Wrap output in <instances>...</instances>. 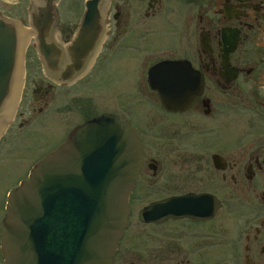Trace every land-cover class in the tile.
Masks as SVG:
<instances>
[{"label":"flooded vegetation","instance_id":"flooded-vegetation-1","mask_svg":"<svg viewBox=\"0 0 264 264\" xmlns=\"http://www.w3.org/2000/svg\"><path fill=\"white\" fill-rule=\"evenodd\" d=\"M83 16L72 26L60 23L59 45L75 41ZM103 28L78 61L75 82L59 83L54 75L43 87L35 84L34 119L54 106L41 123L53 139L66 131L54 148L105 113L137 129L145 158L114 264H264V0H110ZM160 35L165 38L156 43L168 49L148 44ZM129 48L139 53L135 92L120 100L105 81L108 67ZM163 61L189 65L203 83L178 112L163 109L149 86V70ZM70 63L65 55L61 67ZM105 98L113 111L101 110ZM72 116L77 124L60 128ZM20 121L17 135L28 123ZM11 143L0 148V264L8 194L30 169L21 171L20 158L1 157ZM170 198L182 199L141 216Z\"/></svg>","mask_w":264,"mask_h":264},{"label":"water","instance_id":"water-1","mask_svg":"<svg viewBox=\"0 0 264 264\" xmlns=\"http://www.w3.org/2000/svg\"><path fill=\"white\" fill-rule=\"evenodd\" d=\"M59 0H33L31 28L48 71L63 55L51 41ZM202 2L204 0H187ZM106 0H87L77 40L68 48L67 76L81 69L89 40L101 32ZM60 22L72 26L83 13L82 0H61ZM22 29L0 18V131L17 101L22 63ZM149 85L168 111L187 108L202 80L189 65L162 62L149 72ZM135 129L111 115L75 128L66 142L42 159L12 191L2 224L6 264H112L128 223V197L143 165ZM145 209L142 213H145Z\"/></svg>","mask_w":264,"mask_h":264},{"label":"rangeland","instance_id":"rangeland-1","mask_svg":"<svg viewBox=\"0 0 264 264\" xmlns=\"http://www.w3.org/2000/svg\"><path fill=\"white\" fill-rule=\"evenodd\" d=\"M31 5V0H0V15L17 20L24 27L30 29L29 14ZM164 38L165 36L163 35L157 36L153 38V40L148 44L152 47H155L156 49L161 48L160 50H162L164 47L168 49L169 47L164 43H156L157 41ZM28 47L29 49L26 57L27 78L26 87L24 90L25 94L23 96V100L19 107V112L15 121L9 126L7 134L3 136L0 143L1 148L6 140H12V143L4 150L5 152L1 155V157L5 158L14 156V158H20L22 163L21 171L24 169L25 172L27 171L28 167L32 166V164L36 162L38 158L52 150L54 146L62 139L61 136L66 133L65 131V133L56 136V138L54 137L55 139H53L51 132L52 130L50 129L48 123L41 124L43 122V118L50 116L51 110L54 109V106H50L37 120L34 119V109L39 107L34 101L36 97L34 93L35 84L43 87L49 83V80L45 76V73L37 60L34 50V38H31L28 41ZM138 55L139 53L137 52V49H125L123 52L118 54L113 63L108 67L109 79L105 81L106 91L110 92V94L112 92L114 93L119 91L118 96L120 100L124 99L125 92H135L132 90L134 88L135 78L137 76V61L139 60ZM105 101L106 102L103 104V106H101V110L103 109L107 111L110 109V107L114 108V106L111 105L112 102L110 100L105 98ZM56 107L58 109L59 107L61 108V106ZM126 110L128 111L130 109ZM21 114L22 116H20ZM121 116L125 117L124 113L121 114ZM22 117H24V120H27L28 123L23 126L25 127L23 128V134L17 135L18 131L20 130L18 125L21 122L20 120ZM77 122L78 120H74V117L72 116L70 119L62 122L63 125H61L60 128L64 127V129L68 130L71 126L77 124ZM16 179L11 181L10 186L16 183ZM139 203L141 205V202H138L136 203V206L139 207Z\"/></svg>","mask_w":264,"mask_h":264},{"label":"bare ground","instance_id":"bare-ground-1","mask_svg":"<svg viewBox=\"0 0 264 264\" xmlns=\"http://www.w3.org/2000/svg\"><path fill=\"white\" fill-rule=\"evenodd\" d=\"M22 38H23V41H26V38L30 37L32 31H29L27 29H22ZM24 43V42H23Z\"/></svg>","mask_w":264,"mask_h":264}]
</instances>
